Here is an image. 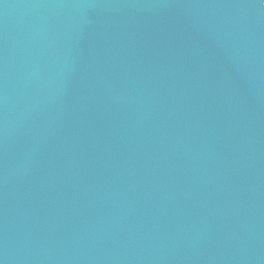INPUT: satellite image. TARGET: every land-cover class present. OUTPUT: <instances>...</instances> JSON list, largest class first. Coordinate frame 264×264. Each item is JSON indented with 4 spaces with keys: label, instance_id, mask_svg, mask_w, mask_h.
Returning <instances> with one entry per match:
<instances>
[{
    "label": "water",
    "instance_id": "1",
    "mask_svg": "<svg viewBox=\"0 0 264 264\" xmlns=\"http://www.w3.org/2000/svg\"><path fill=\"white\" fill-rule=\"evenodd\" d=\"M0 264H264V0H0Z\"/></svg>",
    "mask_w": 264,
    "mask_h": 264
}]
</instances>
